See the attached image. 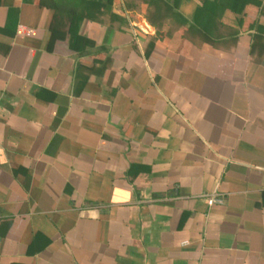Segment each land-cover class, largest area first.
Instances as JSON below:
<instances>
[{"label": "crops", "instance_id": "crops-1", "mask_svg": "<svg viewBox=\"0 0 264 264\" xmlns=\"http://www.w3.org/2000/svg\"><path fill=\"white\" fill-rule=\"evenodd\" d=\"M148 1L0 0V264H264V0Z\"/></svg>", "mask_w": 264, "mask_h": 264}, {"label": "trees", "instance_id": "trees-1", "mask_svg": "<svg viewBox=\"0 0 264 264\" xmlns=\"http://www.w3.org/2000/svg\"><path fill=\"white\" fill-rule=\"evenodd\" d=\"M148 2L149 5L154 8V10L149 11V13L154 15L160 14L161 16V21L155 23V29L158 36L165 35V32L162 31L165 23L170 24L169 29H171V25L180 26L187 24L188 27L201 32L207 37H217L218 32L224 28H229L233 33H238L240 28L228 27L224 20L227 16L226 13L229 11L233 14L235 22L238 24L243 23V8L246 4L243 0H205L199 7H197L192 22L189 23V21L177 10L179 0H173L172 4H170L168 0H149ZM163 7L166 8L164 12H157L158 9L160 10V8ZM253 27L255 28L254 23L250 28ZM246 29H249V27L246 26ZM166 34H168V31ZM263 35L264 29H256V33L253 35L251 51L259 53L264 49Z\"/></svg>", "mask_w": 264, "mask_h": 264}, {"label": "built area", "instance_id": "built-area-1", "mask_svg": "<svg viewBox=\"0 0 264 264\" xmlns=\"http://www.w3.org/2000/svg\"><path fill=\"white\" fill-rule=\"evenodd\" d=\"M131 24L133 25V22H131ZM217 201L219 202L220 201V198L219 197H216V196H211V197H209L207 199V202L209 204L214 203V202H217Z\"/></svg>", "mask_w": 264, "mask_h": 264}]
</instances>
